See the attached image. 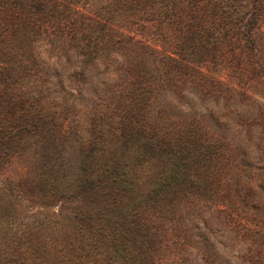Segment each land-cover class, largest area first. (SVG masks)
I'll use <instances>...</instances> for the list:
<instances>
[{"label":"rangeland","instance_id":"rangeland-1","mask_svg":"<svg viewBox=\"0 0 264 264\" xmlns=\"http://www.w3.org/2000/svg\"><path fill=\"white\" fill-rule=\"evenodd\" d=\"M0 264H264V0H0Z\"/></svg>","mask_w":264,"mask_h":264},{"label":"trees","instance_id":"trees-1","mask_svg":"<svg viewBox=\"0 0 264 264\" xmlns=\"http://www.w3.org/2000/svg\"><path fill=\"white\" fill-rule=\"evenodd\" d=\"M136 152L139 155L140 149H137ZM175 168H177V172L176 171L174 172V171H171L170 170V172H172L174 175L172 174L171 176H168V177H161V178H159L158 181H157V183L155 184V187L154 188L151 187L149 189V193H151V194L158 193V191H160L161 188H164L165 186H170V185L174 184V182H176L175 180H178L180 178L179 177L180 173L184 172L183 167H180V166H177L176 167L175 166ZM111 173H113V172L111 171ZM110 178H113V177H110ZM93 180L96 181V183H97V180L98 181L99 180L101 181V178L94 177ZM74 186H75V183H74ZM75 188L68 187V189H66V190L71 191V192H74L75 191Z\"/></svg>","mask_w":264,"mask_h":264}]
</instances>
